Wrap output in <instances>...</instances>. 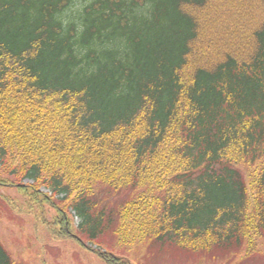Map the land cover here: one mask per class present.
<instances>
[{
    "label": "trees",
    "instance_id": "obj_1",
    "mask_svg": "<svg viewBox=\"0 0 264 264\" xmlns=\"http://www.w3.org/2000/svg\"><path fill=\"white\" fill-rule=\"evenodd\" d=\"M0 187L106 264L264 257V0H0Z\"/></svg>",
    "mask_w": 264,
    "mask_h": 264
},
{
    "label": "rangeland",
    "instance_id": "obj_2",
    "mask_svg": "<svg viewBox=\"0 0 264 264\" xmlns=\"http://www.w3.org/2000/svg\"><path fill=\"white\" fill-rule=\"evenodd\" d=\"M25 182L29 183L31 180L26 179ZM42 190L48 191L45 187ZM129 193L131 192L122 191L116 194L115 197L113 195L107 197L105 201H112L113 199L108 206L110 208L115 207L125 201ZM6 197L9 200H17L19 205L23 204V197L13 187H0V198L4 200ZM0 204L2 206V202ZM1 206L0 211L3 214L0 213V242L5 244L7 248L9 247L16 264H106L97 254L86 250L73 238L55 240L47 232L44 225L37 230L36 222L32 216L29 220L26 213L20 211L16 213L10 207L9 209H2ZM72 211L75 213L74 210ZM80 222L81 218L75 213V224L78 225ZM104 241L108 244L111 243L114 253L128 255L134 264H139V259L143 261L142 264H225L222 258L215 259V261L206 259L205 261V257L197 253L195 254L196 258H186L189 256L187 254V256H181L184 262H173L167 260L166 255H147L149 247L147 249L143 246L137 253L133 246L115 244L116 242L114 243L111 235L105 237ZM88 244L94 249L98 248L93 243L88 242ZM261 251L264 254V242ZM255 257V262L252 261L250 264H264L263 256L257 255Z\"/></svg>",
    "mask_w": 264,
    "mask_h": 264
}]
</instances>
